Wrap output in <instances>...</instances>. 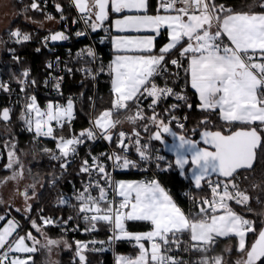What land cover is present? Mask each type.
Masks as SVG:
<instances>
[{"label":"snow or ice","instance_id":"obj_1","mask_svg":"<svg viewBox=\"0 0 264 264\" xmlns=\"http://www.w3.org/2000/svg\"><path fill=\"white\" fill-rule=\"evenodd\" d=\"M72 2L79 12V19L92 31L105 28V22H109L117 33H129L111 37L115 50L114 58L107 66L111 107L95 116L90 128L66 137L63 129L70 126L75 118L74 100L68 98L65 104L48 102L41 107L35 95H26L20 118L27 130L35 139L48 137L55 140V150L45 148L44 152L49 153L51 159L62 161L61 168H67L78 154V146L85 140L103 139L112 143L113 130L117 125L128 122L134 126L131 134L123 130L115 134L118 151L102 155L112 161L111 167L129 169L138 167V162L128 155L132 148L141 160L153 158L150 145L142 143L135 126L142 124L143 130L149 132L150 125H154L156 131L149 135V141H160L162 133L178 139V143L171 146L175 160L167 163V169L178 168L183 176L185 166L190 165L194 188L203 190L206 185L210 190V197L206 195L197 201L199 210L189 215L177 205L158 179L117 181L100 157L93 156L91 163L85 159L80 171L89 175L96 171L105 183L102 185L100 180L94 183L90 180L75 195L78 208L77 205L72 207L77 208V217L85 222L84 231L95 232L97 225L103 223L111 234L107 241H75L79 264H88L86 252L103 251L105 244L113 247L117 241L132 243L137 253L134 256L117 255L115 264H189L179 252L199 253L200 258L195 264H229L223 255L211 254L218 238L236 239L235 250L239 256L235 264H264V227L257 229L254 221L237 213L230 203L252 211L249 206L251 197L247 189H241L236 182L237 174L241 169H253L258 148L264 152V11L235 12L214 0H159L155 14H149L148 0ZM29 7L33 11H41L37 0H32ZM56 8L62 12L59 4ZM261 8H264V3ZM113 14H118L119 18L112 20ZM46 18L54 19L51 15ZM163 32L167 33L168 43L156 50V38ZM82 35H85L82 31L76 33L78 37ZM10 37L15 38L16 43L31 39L29 34L19 29L11 31ZM68 38L64 32L57 31L44 39L45 42H55ZM174 50L178 57L166 59ZM85 54L92 60L96 59L91 47L77 53L78 56ZM168 63L184 69L186 79L197 94L198 109L216 114L221 122L213 124L207 117L202 119L200 126L204 130L199 132L198 140L186 135L177 137L170 126L172 121H176L181 129L185 125L175 115H170L168 109H165V114L170 116L167 120L156 111L158 104L169 96L187 101L186 95L175 92L167 83L161 87L156 82L157 77L168 71ZM84 71L91 72L90 69ZM100 71L103 72L104 68L101 67ZM28 75L25 70L22 73L24 79L19 81L22 92L29 84ZM54 79V87L59 92L62 77ZM35 83L31 81V84ZM0 89L9 91L5 84H0ZM148 98H151L147 104L151 115L146 114L143 106ZM176 107V104L171 105L172 109ZM187 107L192 105L187 104ZM10 119L9 108L0 111V120L8 122ZM192 131L196 133V129ZM5 147L8 149L5 167L11 170V175L0 183L19 181L24 178L23 162L15 151L14 143H6ZM164 159L163 156H155L157 168L161 167L159 162ZM29 188L33 189L34 196L35 184L25 186L24 192L20 193L25 198V213L31 211ZM93 190H98V195H93ZM60 203L69 201L61 198ZM72 219L68 217V220ZM0 221H6L0 227V264H34L32 254L40 249L51 252L61 244L71 247L67 240L49 237L47 227L59 223L51 217L41 215L38 219H30L32 229L42 239L32 231L20 235V223L15 218L6 219L0 215ZM130 222L146 223L149 230L133 232L128 228ZM250 233L254 240L249 244ZM185 235L188 236L187 241L183 239ZM97 244L101 247H95ZM225 251L231 252L232 248Z\"/></svg>","mask_w":264,"mask_h":264},{"label":"trees","instance_id":"obj_2","mask_svg":"<svg viewBox=\"0 0 264 264\" xmlns=\"http://www.w3.org/2000/svg\"><path fill=\"white\" fill-rule=\"evenodd\" d=\"M31 0H13L16 6L17 15L10 22V24L1 32L0 34V73L3 75L4 79H8L11 86L19 87L22 77V71L26 67H31L33 70V75L36 78H40L42 75V67L45 60L50 53L46 49H42L38 52L36 49L42 46L43 43L40 41V37L48 33V28H44L42 24L47 20V12L44 10L33 11L30 8H26L25 5L30 3ZM50 6L56 8L59 4L64 10L66 18L64 24L68 23V32L73 33L77 25L76 11L71 5L70 0H49ZM159 0H148L149 12L155 14ZM217 4H222L226 8L232 9L235 12H261L264 8H261V4L264 0H214ZM75 21V22H74ZM38 23L36 25L35 23ZM107 24V22H105ZM19 27L24 31H28L34 37L31 41L22 44L17 47L16 53L23 56L20 63L14 58L13 55L9 53V45L7 42V35L10 28ZM35 31H37V36H34ZM167 40V37L162 35L159 38V46ZM86 42V39L72 37L71 42L62 43L58 45L60 48V53L65 58H71L76 55V51ZM111 52L105 55L103 68L105 64H110ZM178 57V52L173 51L172 55L166 59H171ZM186 63V62H185ZM85 82L88 83L86 80ZM156 82L160 85V77L156 78ZM1 84V82H0ZM111 83L108 72H101V79L98 88V97L96 101V112L99 113L105 108L111 107L112 95L110 92ZM18 90V89H17ZM66 93L73 92L77 93L79 100L77 102V117L74 119L73 124L66 126L63 129V134L68 137L72 134H79L83 129H87L88 119L90 117L91 103L88 100V90L85 89L84 84L80 83V78L72 79L67 82L64 87ZM23 95L19 96L16 105L11 110V120L4 122L0 120V148H3L4 156L0 161V181L10 174V170L5 167L7 162V154L5 150V144L14 143L16 145V153L23 155L27 153L30 155L28 160H32V155L36 156L38 159L34 160L32 169L39 179H43V187L38 193L37 199L33 202L30 215L27 217L25 214L20 213L16 210L9 211L7 218L14 217L20 223V229H18L19 234H25L28 231H34L32 229L30 219H38L39 216L51 217L55 221H60L63 218L68 217L70 213L77 215L78 204L75 197L71 196L70 203L57 205L56 202L63 193L71 194L72 190H82L86 183L91 180L93 183L96 180H100L103 185L105 181L100 179V175L93 171L91 175L88 173H83L80 171L82 162L87 159L89 163L92 161L93 156L100 157V160L105 163L106 169L112 173L111 163L106 160V157L100 155L102 146L95 147L91 152H85L80 157L79 161L68 164L67 168H61L60 160H53L49 153L44 152L45 148L55 150L56 141L48 138L41 137L35 139L32 132H29L26 128L24 121L20 118L21 112L24 110V104L26 102V95L28 96L31 92L28 86ZM84 93V94H83ZM14 97L10 92L3 91L0 89V111L8 107L13 101ZM44 99H41L43 103ZM187 104H191L192 107L188 108ZM198 101L196 95L191 91L190 100L182 106V110L187 114V125L185 129H177L174 126L172 130L177 133V135H186L191 139L198 140L199 132L203 131V126H200V121L204 118H208L213 122V124L221 123L216 114L209 112H204L198 109ZM123 120V116H121ZM211 127V126H210ZM136 128L139 132H143L142 124H137ZM193 129H196V133L193 134ZM156 131V129H155ZM129 132V134H131ZM116 140V139H115ZM115 140L113 143L115 144ZM174 140L173 136L168 133H162V139L160 141L154 140V144L159 147L160 152L165 155L166 159L164 163L174 162L175 155H173L168 148L165 146V142ZM175 141V140H174ZM116 145V144H115ZM133 152L135 149L133 148ZM188 168H186L185 173H187ZM112 175V174H111ZM117 179H137L139 174L133 169L122 170L116 173ZM161 182L165 187L168 188L170 193L173 195L177 203L189 214H194L198 211L197 201H199L204 196L210 197V190L206 187L203 190H197L194 188V184L188 175H180V170L178 168L168 169L161 175ZM236 182L239 184L241 189H247L248 194L251 199L249 201V206L252 211H247L246 207L235 205L234 202H230L234 210L243 215L245 218L254 221L255 227L257 229L264 227V152L257 149V158L254 162L253 169L238 171ZM258 185V187H254ZM98 191V190H94ZM109 195H111V190H109ZM193 197L195 199H193ZM72 205H77V208L72 207ZM4 213L2 207H0V214ZM128 228L133 231L147 230L149 226L146 223L141 222H130ZM46 231L49 236L57 239L67 240L74 248V250L64 251L61 255L60 264H79V258L76 256L75 241H89V235L81 234H65L58 231L57 225H50L47 227ZM111 233L108 227L100 223L99 230L97 232L98 241H107ZM184 240H188V236L183 237ZM254 240V235L249 234L248 243L250 244ZM236 239L235 238H218L214 253L223 255L224 259L229 262V264H235V260L238 258L239 254L236 252ZM91 247V245H90ZM231 247L232 251H225L227 248ZM105 250L103 251H89L86 252L88 264H113V254L111 247L107 244L104 245ZM117 252L128 253L132 252L134 255L137 253V249L133 248L129 242L119 241L117 244ZM39 252L35 255L34 264L39 263ZM195 264L192 260L189 264Z\"/></svg>","mask_w":264,"mask_h":264},{"label":"built area","instance_id":"obj_3","mask_svg":"<svg viewBox=\"0 0 264 264\" xmlns=\"http://www.w3.org/2000/svg\"><path fill=\"white\" fill-rule=\"evenodd\" d=\"M71 5L74 7L72 0ZM32 0L30 3L26 4V8H30ZM37 2L40 4L41 10H44L47 12V15H51L54 17L52 21L54 22V25L48 28V33L46 35H43L40 37V41H42L43 45L37 47L39 49L38 52H41L42 49H46L48 51L49 56L44 62V65L42 67V75L40 78H36L33 75V70L31 67H26L23 69L22 73L27 70L29 75L27 77V80L29 82L28 86L31 89V92L29 93L28 96L35 95L37 98V102L41 107H44L48 102H54V103H61L65 104L68 98H72L75 102V118L77 117V102L79 100V96L77 93L69 92L66 93L64 90V87L67 85L68 81H71L72 79L75 78H80V83L84 84L85 89L88 90V100L91 103V110H90V117L88 119V126L87 129L91 127V121L92 119L97 116L99 113L96 112V101L98 97V88H99V82L101 79V71L100 68L103 67L105 55L107 53L111 52V37L113 36V30L111 26H105V28L108 29V31H105V28L98 29L96 31H92L90 28H87L85 24L83 23L82 20L79 19V12L77 9L74 7L76 11V21L77 25L71 34L68 32V23L64 24V20L66 18V15L64 13V10L57 11V8H53L50 6L49 0H37ZM61 16H63V19H61ZM49 20V19H47ZM19 29L22 33H27L31 36V41L34 37L31 35L30 32L24 31L20 29L19 27H13L10 28L8 31L7 35V42L9 45V53L13 55L14 57L18 58L16 59L18 63L23 59V56L18 55L16 53L17 47L21 46L24 43H16L15 38L10 37V32L15 31ZM56 31H62L64 32L69 38L67 40L60 41L58 44L52 45L50 41L45 42V37L48 36L52 32ZM78 31H82L85 33V35L82 36H76V33ZM37 34V31H35L34 36ZM37 36V35H36ZM76 38H82L86 39V42L77 49L76 55L71 58H65L61 53H60V48H58L59 44L62 43H69L71 42L72 37ZM91 47L93 51L96 53V59L92 60V58L88 57L86 54L83 56H78L77 53H80L82 50H85L87 48ZM36 49V50H37ZM51 64L52 67L49 68L48 65ZM109 64H105L104 68L105 71L107 72V66ZM168 71L164 72L160 77L161 79V84L160 86L163 87L165 83L177 93H181L182 95L187 96V101H182V100H177L174 96H169L167 99L162 100L158 106L156 107V111L158 113H161L162 116L164 117L165 120L169 119L170 116L165 114V109L169 110L170 115H175L177 119L179 120L180 123H183L186 128L187 125V114L182 110V106L186 104L190 98H191V89L188 84V80L185 77V72L183 68L177 69L175 66L171 65L170 63L167 64ZM69 69L71 71H69ZM84 69H90L91 72H85ZM174 73H179V75H173ZM62 77V80L60 81V89L59 92L58 90L54 87L56 83V79ZM94 77V78H93ZM21 79H24L23 76ZM88 81L85 82V81ZM31 81H35L36 83L33 85L31 84ZM47 81V83H45ZM0 82L1 84H5L8 86L9 91L14 99L11 101L10 105L6 108H9L12 110V108L15 107L17 99L19 96L23 95L26 93L25 91H21L22 85L20 84L19 87H14L11 86V83L8 79H4L3 75L0 73ZM18 89V90H17ZM62 93V95L60 94ZM84 94V93H83ZM41 99H44L43 103L41 102ZM151 102V98H148L147 100H144L143 106L145 107V111L147 115H151V110L147 109V104ZM176 104L177 107L175 109L171 108V105ZM110 108V107H109ZM107 109V108H105ZM104 110V109H103ZM102 110V111H103ZM186 117V119H185ZM74 118V119H75ZM74 119L72 120L71 124H73ZM170 126H174L177 129H181L177 127V122L172 121V124ZM155 126L150 125V131L144 134L143 132H140L141 138H142V143H148L150 145V148L153 152V158L150 160H141L138 154H135L133 152V148L130 150L128 153L129 158L135 160L138 162V167L136 168H129L133 169V171L137 172L139 174V177L137 180H145V179H150V178H156L161 182V175L165 171H167V164L164 163V160L166 159L165 155H163L159 147L154 144V140L149 141L148 137L151 133L155 132ZM120 130L125 131L126 133L131 132L127 127H123L121 125H117L116 129L113 130V141L116 139V133H118ZM102 146V149L100 151V155L103 156L102 154H107L110 153L113 150L116 149V145L112 142L109 143L108 141H105L103 139H96V140H85V142L81 145L78 146L77 148V155L75 156L74 159H72L69 164L75 163L79 161L80 157L82 156L83 153L91 152L95 147ZM118 151V150H117ZM163 156L165 159L163 161H160V168H157L156 164L157 161L155 160V156ZM112 165V161H110ZM112 169V177L115 180H119L116 177V173L118 171L122 170H129V169H119V168H113ZM166 169V170H165ZM213 179H216V177H213ZM88 184V183H86ZM77 193V190H72L71 194L68 193H63L60 195L59 200L56 202L57 205H62L60 203V199L64 198L66 200L71 201V196L75 197ZM93 195H98V191H92ZM112 195V192H111ZM109 195V197H111ZM71 216L73 217L72 220H68V217ZM68 217L63 218L62 220L59 221L57 224L58 231L61 233L65 234H87L89 235V241L90 240H97V232L99 230V224L97 225V231L95 232H86L84 231V228L86 227L85 222L83 219L78 218L76 214L70 213ZM64 221H68L67 224H64ZM119 241L115 243L113 247H111L112 254H113V264H115V256L118 253L117 252V244ZM130 245L133 246L132 243ZM95 247L99 248L101 245L97 244ZM104 247V246H103ZM128 256H134L132 252L126 253ZM180 257L186 261H192L194 260L195 262L200 258V254L196 252H179L178 253ZM212 255H219L217 253L212 252ZM192 264V263H191Z\"/></svg>","mask_w":264,"mask_h":264},{"label":"rangeland","instance_id":"obj_4","mask_svg":"<svg viewBox=\"0 0 264 264\" xmlns=\"http://www.w3.org/2000/svg\"><path fill=\"white\" fill-rule=\"evenodd\" d=\"M16 15H17V11H16V6L13 3V0H0V34L9 25V22L12 19H14ZM174 143H175L174 140H170L166 143V145H173ZM5 150L7 154L8 149L6 147H5ZM3 156H4L3 148H0V161L3 159ZM29 156L30 155H27V153H23V155L18 156L24 165V178L23 179L19 181H7V182L0 183V201H3V203H0V207H2L3 212H4L0 215H4L6 217L7 215L6 213L12 210H16V209H21V211L19 212L25 214L27 217L30 215V212L25 213L23 211V209L25 208V198L23 195H20V193L24 192L25 186L35 184V189H34L35 195L34 196H33V189L31 188L28 189L29 196H32V199H30L28 203L31 204V207H32L33 202L37 199L38 193L41 191L43 187L44 181L43 179H39L37 176V173H35L32 169L34 160H37L38 158L32 155L33 159L28 160ZM10 175H11V170L8 176ZM12 218L14 217H10L7 219H12ZM5 222L6 221H0V227H2ZM33 234L36 235L38 239H42L39 233H36V231L35 233L33 231ZM52 239H57V238H52ZM69 245L71 244L69 243ZM72 249L74 250L72 245L71 247H65L63 244H61L58 247H54L51 252H49L46 249H40L38 264H60L62 253L64 251H68ZM36 253L32 254L33 260H35ZM117 255L128 256L126 253H122V252H118L116 256Z\"/></svg>","mask_w":264,"mask_h":264},{"label":"crops","instance_id":"obj_5","mask_svg":"<svg viewBox=\"0 0 264 264\" xmlns=\"http://www.w3.org/2000/svg\"><path fill=\"white\" fill-rule=\"evenodd\" d=\"M148 10H149V8H148ZM149 12V11H148ZM149 14H152V13H150L149 12ZM15 18V17H14ZM116 18H119V15L118 14H113V16H112V20H115ZM13 20V19H12ZM11 20V21H12ZM10 21V22H11ZM10 22H9V24H10ZM36 25H38V23L36 22L35 23ZM52 25H54V22L52 21V20H46L43 24H42V26L44 27V28H49V27H51ZM110 26L109 25V22H107V24H105V26ZM111 28H112V30H113V36L114 35H125V34H129V33H117L116 32V30H115V27L114 26H111ZM141 34H143V33H141ZM131 35H138L137 33H131ZM162 35H164V36H166L167 37V40L166 41H164L160 46H159V38L162 36ZM166 43H168V36H167V33L166 32H163L161 35H159L157 38H156V41H155V49L156 50H158L160 47H162V46H164ZM111 59H110V63H111V61L113 60V58H114V55H115V50H114V48H113V46H112V43H111ZM111 83V82H110ZM188 84H189V87H190V89H191V91L196 95V98H197V101H198V104H199V100H198V97H197V94L195 93V91L191 88V86H190V82L188 81ZM39 104V103H38ZM122 126L123 127H127L130 131H132L133 130V125L132 124H130V123H128V122H124V123H122ZM136 127V126H135ZM137 129V128H136ZM120 180H123V181H138L137 179H119L118 181H120ZM162 185H163V183L162 182H160ZM164 186V185H163ZM165 187V186H164ZM166 189H168L167 187H165ZM170 192V191H169ZM171 194V193H170ZM172 195V194H171ZM172 197H173V195H172ZM173 199H174V201L177 203V201L175 200V198L173 197ZM177 205L186 213V214H188L178 203H177ZM199 210V209H198ZM6 219H7V215H6ZM130 230V229H129ZM147 230H149V229H147ZM147 230H140V231H133V230H131V231H133V232H143V231H147ZM126 242H128V241H126Z\"/></svg>","mask_w":264,"mask_h":264},{"label":"water","instance_id":"obj_6","mask_svg":"<svg viewBox=\"0 0 264 264\" xmlns=\"http://www.w3.org/2000/svg\"><path fill=\"white\" fill-rule=\"evenodd\" d=\"M57 32V31H56ZM51 42V44L52 45H55V44H58L60 41H55V42H53V41H50ZM11 117H12V115H11ZM11 120V119H10ZM9 120V121H10ZM177 137H178V135H177ZM175 140V143H178V139L177 138H175L174 139ZM166 143L167 142H165V146L168 148V150L173 154V155H175V153L173 152V151H171V146L172 145H166ZM255 162V161H254ZM186 168H188V171H187V173H185V175H188L190 178H191V166L190 165H186L185 166V170H186ZM213 177H215V176H213Z\"/></svg>","mask_w":264,"mask_h":264},{"label":"flooded vegetation","instance_id":"obj_7","mask_svg":"<svg viewBox=\"0 0 264 264\" xmlns=\"http://www.w3.org/2000/svg\"><path fill=\"white\" fill-rule=\"evenodd\" d=\"M173 139H175V138L173 137Z\"/></svg>","mask_w":264,"mask_h":264}]
</instances>
